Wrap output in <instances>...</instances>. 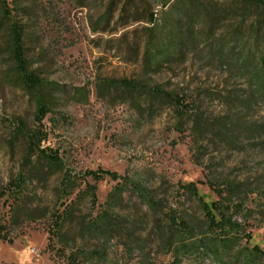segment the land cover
Masks as SVG:
<instances>
[{"label":"rangeland","instance_id":"374dc122","mask_svg":"<svg viewBox=\"0 0 264 264\" xmlns=\"http://www.w3.org/2000/svg\"><path fill=\"white\" fill-rule=\"evenodd\" d=\"M234 0H205L226 8ZM13 19L26 23L27 53L33 61L32 68L50 81L65 86V93L56 92L50 101V111L40 126L46 134L44 147L57 150L66 170L74 177L78 188L86 183L97 186L98 205L105 204L109 193L117 183L111 179L95 182L86 176L87 170L99 168L119 174H142L147 186L163 199L164 206L193 208L194 202L186 199L178 184L206 180L211 163L214 170L232 177L247 176V168L255 167L253 177L264 182V150L254 154L249 145L241 151L207 148L204 164L194 162L189 131L181 134L174 128L175 118L170 107L158 109L155 115H140L121 96L108 88L97 91L102 79L149 78L168 89L202 100V109L212 116L224 114L226 105L220 99L222 92L242 90L244 80L229 71L209 65L202 59V52L191 53L183 61L166 64L158 72L149 71L144 65V50L148 36L147 22L152 12L160 17L162 7L156 0H7ZM15 6V7H14ZM29 7V15L22 8ZM113 9L111 23L97 24L104 12ZM99 29L94 30L95 26ZM231 23L225 22L224 30ZM9 24L0 28V190L5 189L9 178L19 170L24 153L21 140L14 138L13 130L18 124L35 127L36 99L30 96L21 82L10 74L7 46ZM220 32V31H219ZM199 48H205L201 45ZM74 88H83L87 99L74 96ZM255 120L264 121V105L252 112ZM62 176L53 177L47 187L35 182L30 192H37V203L50 210L60 207L62 201L76 196L78 189L69 197H62ZM58 190L60 192H58ZM198 190L208 202L216 194L207 184L199 183ZM256 197V195H254ZM253 197V198H254ZM12 198L8 192L0 195V221L9 223ZM264 201L250 203L255 212L249 230L252 239L249 246L258 244L264 249ZM89 199L76 213L71 225V236L76 244H88L94 248L100 241L83 234L85 222L82 216L90 210ZM98 208L94 209L95 213ZM124 216L121 230L114 232L109 260L114 264H136L138 252L129 253L126 243L138 238L148 241V250L156 264H167L170 255L158 253L160 239L153 234L155 212L132 191L124 194L118 207ZM146 216L140 225L137 223ZM48 218L23 221L8 226L13 243L0 240V264H64L50 246ZM55 242V241H54ZM60 245L57 244V248ZM184 264H212L206 260L199 263L193 258Z\"/></svg>","mask_w":264,"mask_h":264},{"label":"trees","instance_id":"16d2710c","mask_svg":"<svg viewBox=\"0 0 264 264\" xmlns=\"http://www.w3.org/2000/svg\"><path fill=\"white\" fill-rule=\"evenodd\" d=\"M156 2L162 7L160 17L152 12L147 19L150 26L147 28L144 65L149 71L158 72L168 63L183 62L198 50L209 65L243 79L245 88L222 92L220 99L226 105V112L216 116L202 109V100L189 98L187 94L168 89L149 78L102 79L97 84L98 93L101 94L102 88L119 93L121 101L140 115H155L158 109L170 107L175 118L174 128L181 134L189 131L192 157L197 164H204L210 145L216 150L237 151L249 145L253 148L252 153L259 154L264 150V121L253 119L252 112L264 105V0H234L226 8L205 0ZM22 10L26 15L30 14L29 7ZM112 15L113 9L108 8L97 24L111 23ZM225 22L231 23L229 30L222 29ZM5 23L9 24L6 49L13 62L9 72L30 96L35 97L37 112L35 127L21 123L13 130L14 138L24 145V153L18 172L9 178L5 189L0 190V195L8 192L13 200L9 223L0 221L1 241L14 242L8 226L48 218L50 246L64 264H114L109 260V249L114 232L121 230L124 221L118 207L125 192L132 191L147 210L155 212L152 232L163 247L158 253L171 257L167 264H184L188 258L199 263L208 260L212 264H264V249L258 244L249 246L252 239L250 221L255 212L249 205L260 199L264 201V182L253 177V171L257 175L255 167L247 168V176L240 178L225 174L224 170H214L211 163L207 164L206 180L178 184L182 195L194 202L191 210L181 208L182 202L164 206L163 199L147 186L140 173L122 175L101 168L87 170L85 177H91L95 182L105 179L117 182L105 204L97 207L96 184L87 182L85 188H78L77 177L65 169L58 151L42 145L46 134L40 126L50 111L54 94L65 93V86L44 78L37 68L31 67L33 61L27 53L26 23L13 19L7 0H0V28ZM98 25L94 30L99 29ZM201 45L205 48H199ZM75 95L88 98L83 88H74L72 97ZM59 174L64 184L60 188L62 197H69L78 189L76 196L62 201L60 207L53 210L40 206L36 202L37 192H30L29 186L39 182L47 187ZM199 183L207 184L217 198L208 202L199 193ZM87 199L91 209L82 216L85 222L82 232L86 238L94 237L100 241L94 248L85 243L76 244L77 239L70 232L69 224ZM146 218L144 216L137 223L140 225ZM57 244L60 245L58 248ZM147 246V239L141 237L135 244L126 243L129 253L138 252L136 264H156Z\"/></svg>","mask_w":264,"mask_h":264}]
</instances>
